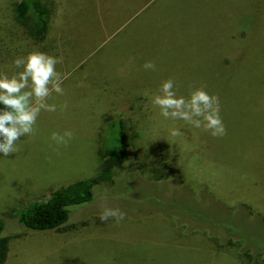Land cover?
Masks as SVG:
<instances>
[{
  "label": "rangeland",
  "instance_id": "obj_1",
  "mask_svg": "<svg viewBox=\"0 0 264 264\" xmlns=\"http://www.w3.org/2000/svg\"><path fill=\"white\" fill-rule=\"evenodd\" d=\"M17 1L0 0V71L8 74L19 71L16 57L33 50L55 56L63 48L70 58L83 57L78 39L89 35L87 48L91 38L105 34L106 22L115 25L127 13L121 11L125 0H43L49 36L37 49L15 17ZM135 8H143L138 19L84 63L90 74L85 91L53 93L48 102L61 100L67 109L42 111L35 133L17 141L19 150L0 154V216L8 218L4 234L10 237L4 264H227L232 255L243 264H264V0H138ZM94 13L100 20L91 26ZM128 53L133 61L116 62ZM147 61L155 70L143 67ZM64 62L60 70L72 60ZM76 73L63 85L82 81ZM169 78L179 95L201 85L217 95L227 134L214 137L162 117L153 98ZM117 118L127 127L128 157L110 167L111 182L103 184L97 175L103 152L113 148ZM173 128L182 135L172 136ZM66 130L74 139L58 150L51 134ZM36 149L40 162L32 164L25 151ZM56 178L73 181L69 185L94 182L92 200L69 207L59 231L20 229L10 217L35 197L14 199L16 189L39 191ZM105 205L120 208L125 218L101 221ZM160 216L173 223L175 234L186 226L192 235L187 244L199 235L222 250L212 259L194 248L168 252L167 240H173L167 225H156Z\"/></svg>",
  "mask_w": 264,
  "mask_h": 264
},
{
  "label": "clouds",
  "instance_id": "obj_2",
  "mask_svg": "<svg viewBox=\"0 0 264 264\" xmlns=\"http://www.w3.org/2000/svg\"><path fill=\"white\" fill-rule=\"evenodd\" d=\"M63 63V57H57L39 50H33L26 56L13 60L19 71L12 74L0 71V154L8 157L15 154L17 141L22 137L35 133V126L42 111L56 112L57 105L49 103L53 93L64 95V76L57 70ZM146 70H155L153 61L143 65ZM153 104L159 108L160 115L165 119L182 120L197 129L209 131L214 137L227 134L226 126L220 116L219 97L206 90V85L194 88L188 96L179 95L173 78L161 83L159 94L153 98ZM65 102L60 106L66 110ZM174 137L182 135L178 128L170 130ZM50 139L57 146L67 147L74 139L70 130L62 134L53 132ZM126 216L118 207L105 205L100 214L101 221L113 218L117 223Z\"/></svg>",
  "mask_w": 264,
  "mask_h": 264
},
{
  "label": "trees",
  "instance_id": "obj_3",
  "mask_svg": "<svg viewBox=\"0 0 264 264\" xmlns=\"http://www.w3.org/2000/svg\"><path fill=\"white\" fill-rule=\"evenodd\" d=\"M15 17L20 25L26 26V35L31 39V47L40 49L49 36L48 11L43 0H18L14 8ZM29 23V24H28ZM247 101L246 96H242ZM111 149L103 152L97 180L103 184L111 182L109 169L120 166L127 160L129 136L126 124L118 119L112 125ZM79 181L51 192L44 200L15 212L14 219L20 229L35 232H55L62 229L68 220V208L86 204L92 200V184ZM97 183V182H96ZM6 216H0V264H4L8 253L10 237L4 234Z\"/></svg>",
  "mask_w": 264,
  "mask_h": 264
},
{
  "label": "crops",
  "instance_id": "obj_4",
  "mask_svg": "<svg viewBox=\"0 0 264 264\" xmlns=\"http://www.w3.org/2000/svg\"><path fill=\"white\" fill-rule=\"evenodd\" d=\"M137 3H138V0H125V2L123 4V7L124 8L121 9V11H123L124 13H126V11H127V13L124 15V17L122 19H120L119 22L117 24H115V25L112 24V23H110V22H106V24H105L106 27L105 28L107 29V31L105 32V30H104L105 34H103L102 36H101V34L98 35V38H91L89 40L90 44H89V46L87 48L83 45V39L88 38L87 36H89V35L81 36L78 40L79 41H82V44L80 43V46L82 47L81 48V53H83V54L86 53V55H84L83 57L80 56V55H78V54H76L74 52L75 53V57L70 58L69 57L70 55L68 54V50L67 49H63V48H60L61 49L60 55L58 53H56L55 56H57V57L62 56L63 57V62L64 61H69L71 59L72 60V63L70 65H68L67 68L62 69V70H60L61 69V66H63L65 64V62L62 63L61 65L58 64L56 66V67H58L57 68L58 71L63 74L64 78L65 77L70 78L71 73H73V76H74V72H77L76 73V76H80L82 74L78 78H83L82 81H77V82H75V78H74V81H72L70 84H68V85H62V87L65 88L66 91H72L73 93L75 91H80V90H82V92L85 91V87H86L85 85L87 84L86 83L87 80L85 78L87 76H89L90 74H89L88 69H87V67H86V65L84 63H86L89 60L91 54L94 51H96L98 49H101L103 46H105L107 44V42H112L117 36L123 35L124 33L122 31L126 27L129 28V25L132 24L133 22H135L138 19L139 16H137V15L140 12V10L143 9V8H141L139 10L136 9L135 8V5H137ZM97 15H96V13H94L93 17L90 19V22L92 23L91 26H94V25H96V24L99 23L100 18ZM69 29H70V27H69ZM61 30H63V27H61ZM98 30H99V33L102 31L100 29H98ZM68 33L70 34L71 32L69 31ZM72 34H73V32H72ZM118 39H119V37H118ZM123 43L124 42H122L121 38H120V41L117 42V44H120V45L123 44ZM128 60L133 61V55L130 54V53L125 54V55H122L121 57L117 58L116 59V62L118 63V62H122L123 61V62L128 63L129 62ZM131 68L133 69V65H131ZM115 70L118 72V69H117V66L116 65H115L112 73H115L114 72ZM79 72H81L80 75H78ZM61 103H63V101L58 100L56 102V105L58 107H60L62 105ZM0 108H3V105L2 104H0ZM41 117H42V113L40 114L39 118H41ZM40 127L42 128L43 127V124ZM37 130H39V129H37ZM44 132H45V130H44ZM56 147H57L58 150H60V146H57L56 145ZM53 149H54V152H59L55 148H53ZM25 152L27 154H30L32 157H34V158L31 159L32 162L30 160H28L29 162H31L32 164L40 162L38 160V158L36 160V157H35L36 154L37 155H41V152H39V150L36 149L35 151L33 150V151H25ZM60 152H61V154H65V153L68 152V149L66 148V149H64V150H62ZM14 156H18V154L14 155ZM64 179L67 180L66 177ZM55 181H57V183H55V185H52L53 183H44L42 185V187L39 188L40 189L39 191H36L35 189L34 190H30L29 188H26V187L22 188L21 190H19L17 188L16 189L17 197L14 198V199H19V197H20V200L22 202H23V200H26L27 199L26 202L29 203L30 202L29 201L30 197L32 195H34L35 198L30 203L31 204L30 206H32L33 204L44 200L50 194V192H52L54 190H57L59 188H62V187H66L70 183L73 182V181H67V182L64 181V182L58 183V179L57 178H56ZM51 186H54V187L49 188ZM44 190H48V191L47 192H44ZM41 191H42V194H41ZM157 221H158V223L156 225H158V224H160V225L165 224V225H167L169 227V229H168V231H169L168 237H171V239L173 240V242L171 240H167V243L164 242V243H166L168 245V252L171 250L173 253H175L176 251L181 252V250L186 249V248H194L193 250H200L201 252H203L205 254H208L211 257V259H212V257H217L218 254H219V251L222 250V249H220L219 246H216V245H213V244H204L203 243V237L202 236H199V235H196V234H194V235H196L197 237H199V238H197L195 236L197 238V240H198L197 243L196 244H187L186 243V240H185V237L186 236H189V235L192 236V235H191L190 232H188L186 230V228H185L186 226L181 225V224H179V225L176 224L177 227H179L180 225L182 227V230H180L178 228L179 231L176 233L178 235H176L175 234V231H174L175 229L173 228V223H170V222H169V224L164 223L166 220L165 221H162L161 216L159 217V219ZM156 225L153 224V226H156ZM172 233H174L175 235L173 236ZM172 243H174V244H172ZM71 244H69L68 246H70ZM169 245H173V246H169ZM228 256L229 255L227 254V257ZM44 257H46V259H48L47 256H43V257H41V259L44 258ZM229 257H231L235 262L234 261L233 262H228L227 264H243L241 262L236 261L235 258H234V255L229 256ZM37 263H38V260H37ZM169 264H171V261L169 262ZM174 264H175V262H174ZM180 264H200V262L199 263H191V262L182 261ZM211 264H216V263L213 262Z\"/></svg>",
  "mask_w": 264,
  "mask_h": 264
}]
</instances>
